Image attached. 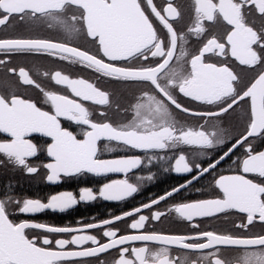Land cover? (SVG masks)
I'll return each instance as SVG.
<instances>
[{
    "label": "snow or ice",
    "instance_id": "obj_1",
    "mask_svg": "<svg viewBox=\"0 0 264 264\" xmlns=\"http://www.w3.org/2000/svg\"><path fill=\"white\" fill-rule=\"evenodd\" d=\"M0 33V164L51 184L124 176L46 200L5 191L0 264H264V0H0ZM30 59L61 67L14 62ZM101 141L127 151L101 158ZM153 168L184 182L91 222L14 218L134 200Z\"/></svg>",
    "mask_w": 264,
    "mask_h": 264
},
{
    "label": "flooded vegetation",
    "instance_id": "obj_2",
    "mask_svg": "<svg viewBox=\"0 0 264 264\" xmlns=\"http://www.w3.org/2000/svg\"><path fill=\"white\" fill-rule=\"evenodd\" d=\"M2 34V33H0ZM42 36H51L56 37L57 33L54 30H49L47 28L42 29L37 33ZM16 63H22L26 67L33 68V65H38L41 67V70L44 68H56L61 67V65H51L46 60L42 59H30V60H18L14 61ZM65 71L71 72L72 75H77L75 71L65 68ZM33 74L35 75V70L33 69ZM83 75L88 76V73H83ZM92 79V77H89ZM46 87H55L53 85L45 84ZM105 87H111V85H104ZM59 91H65L64 89H57ZM32 96H35L36 93L30 92ZM71 95L70 93H67ZM88 104V102H85ZM65 126H68L70 122L63 121ZM5 137L0 134V140ZM34 142H39L43 144L47 138L40 137L38 134H34ZM110 147L114 148L113 152H108L104 149V142H100L101 149V158L110 159L114 158L117 155L124 154L127 149L123 146H115L110 145ZM190 151V150H189ZM171 154V153H169ZM214 154V153H213ZM2 159V157H0ZM45 157L41 155L40 160H44ZM32 163L36 164L40 161L33 159ZM230 163V162H229ZM223 168H227L228 164H223ZM153 172L156 173L155 179L152 181H146L143 189L140 193L135 195V199H129L127 202H110L103 201L102 199H97L95 201L90 202H81L75 205L73 208L66 210L65 212H53L51 210H45L41 213H36L30 216H21L17 215L14 217L17 222L19 219H31L38 222L51 223L59 226L63 225H75L77 221H87L91 222L96 218L107 217L110 213L116 212L118 213L121 209L127 210L132 206H136L140 201H147L148 197L154 196L158 193L162 194L165 189H168L170 186H175L184 182V177L181 175H177L175 173H164L163 171H157V169L153 168ZM141 174V173H137ZM143 175H147V172L142 173ZM131 175V174H130ZM45 172L43 169L38 174L35 175H27L21 171L13 170L10 166H6L5 164H0V195H2L5 191H10L14 193V195L18 198H39L42 200H46L47 196L50 194H54L60 191H72L73 193H79V189L81 187H91L98 191V188L101 184L106 183L110 180L114 179H123V174H108L105 177H96L92 174H84L78 177H63L58 183L51 184L46 181ZM9 185L11 186L9 188ZM197 187L206 188L207 181H201ZM189 198H199V194L195 191V189H191L187 192H182L180 196L176 197L177 200L180 199H189ZM155 227L159 229H163L166 231L173 232H182L187 231V226L184 223H180L178 221L172 220H163L160 223H156ZM212 227L214 228H223L219 222H213ZM254 232H259L261 229L257 226L252 229ZM237 254L236 250H232L226 252L227 256H234Z\"/></svg>",
    "mask_w": 264,
    "mask_h": 264
}]
</instances>
